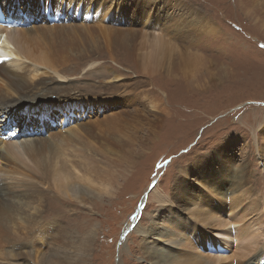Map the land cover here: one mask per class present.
Here are the masks:
<instances>
[{"label": "rangeland", "instance_id": "374dc122", "mask_svg": "<svg viewBox=\"0 0 264 264\" xmlns=\"http://www.w3.org/2000/svg\"><path fill=\"white\" fill-rule=\"evenodd\" d=\"M117 1L124 9L117 11L112 0H84L93 18L83 24L91 33L85 41L67 43L62 59L71 64L64 73L58 72L59 76L48 69L56 84L70 83L69 90L76 94L87 92L84 104L79 100L52 102L56 106L51 111L40 112L41 117L34 114L35 123L47 117L51 125L53 118L54 128L46 138L69 128L83 130L84 147L89 146L85 161L98 163L108 191L99 190V179H94L95 185L76 180V188L86 189L88 195L82 199L72 189L57 191L33 228L38 232L44 223L52 222L68 229L69 240L63 233L54 242V248L69 254L60 264H159L149 249L152 240L161 251L170 249L186 256L197 252L205 259L220 256L215 264H244L256 252L245 258L242 248L247 242L238 238L240 231L251 230L252 239L264 243V0ZM15 2L6 0L8 13L16 19L7 21L6 29L18 38L13 46L23 57H0V63L8 66L12 60L31 63V58L40 55L45 39L36 33L30 37L26 30L82 26L72 0L71 9L50 8L41 1L38 8L20 11ZM102 3L106 10L96 16ZM73 18L75 25L66 22ZM118 35L120 39H115ZM162 39L166 45L161 47ZM131 52L136 65H132ZM77 61L82 64L75 69ZM41 69L39 73L46 68ZM44 78L49 79V74ZM25 105L22 111L28 114L27 120L34 119ZM2 114L0 118L5 119L6 113ZM25 117L22 114L15 120L9 115L7 125L0 121L4 135L11 139L40 135L34 129L24 130ZM12 131L16 132L13 136ZM122 140L129 141L125 156ZM95 155L96 160L92 159ZM70 157L69 162L76 164ZM61 161L65 163L64 158ZM111 161L116 167L107 165ZM73 165L69 167L75 175L85 173ZM198 173L210 175V184L199 181ZM242 175L248 180L241 187L232 177L238 180ZM0 183L10 194L21 190L18 180L5 171H0ZM185 187L188 194L180 197ZM218 189L228 192L227 196L220 197ZM3 203L12 200L6 198ZM160 225L170 231L163 241H157L152 231ZM6 227L17 236L0 249V264H36L30 260L33 247L19 241L20 235L29 238L34 233H21L24 225ZM73 231L79 239L72 237ZM201 237L218 244L214 248L201 245L204 248L191 243ZM222 242L226 246L219 247Z\"/></svg>", "mask_w": 264, "mask_h": 264}, {"label": "bare ground", "instance_id": "6f19581e", "mask_svg": "<svg viewBox=\"0 0 264 264\" xmlns=\"http://www.w3.org/2000/svg\"><path fill=\"white\" fill-rule=\"evenodd\" d=\"M4 1L0 0V6H3L6 9L7 20L4 24L1 23L0 26L5 31L6 37L4 41V46L0 47V57H2L3 55H8V54H17L18 57H23L21 56L22 55L21 50L18 49L16 46H13V44L16 43L18 38L16 39L15 34L9 35L8 30L6 29L7 21L9 22L12 20L16 21V19L10 16V14L8 13L10 12V9L6 3V0ZM32 1L33 0H16L15 5L19 11L20 10H30L32 7L33 8L40 7V5L42 4L41 1H45L47 2V5L50 8L55 7L57 9H61L63 7H70L71 9V6L73 5L72 2H73L76 5V8H78L77 15L75 17L79 19V21L82 20L81 22L82 26L63 27L64 25L63 24L59 27H51V29H48V28L36 29V30L35 29L26 30L25 29L26 32L30 35V37L33 36L34 38L35 35H32V34L36 33L37 35H40L45 39L46 43L44 46L41 47L40 55L34 56L33 58H31L29 55V57L31 58L30 59L31 63H25L22 60H12V64H13L12 66H8L5 63H0V112L1 114L6 113L7 115V116L5 115L6 117L5 119L0 118V121L5 122L4 124L7 125V121H8L7 117L9 115L13 116V118L16 120V118H18L20 115L26 114V117L22 119V124H23L22 127L26 126L24 130L26 129V131H29V130L34 129L33 132L40 133V135L38 136L35 135L32 138L11 139L10 137L4 135L3 133L4 130L0 128V171H5L6 173L10 174L12 178L17 179L18 184L21 187V190L18 191V193L10 194V191L6 190V188L4 187V184L0 183V249L4 248L6 246V243H9L17 236L16 231L13 232V230L10 228L8 230L6 226L8 227L12 226V227L17 228V227L24 225V228L21 230V233H25V231L26 233L28 231H30V233H34L29 238H25L22 235H20L19 237V241H21L22 243L26 245L33 247L29 251L30 255L33 257L32 258L30 256L31 257L30 260H32L36 264H60L62 262V258L68 257L69 254L67 253L62 254L61 253L62 248H59L58 250L54 248V245H55L54 242L55 240L57 241L58 238H60L61 234L63 233H65V238L69 240L70 232L67 231L68 229L64 225L61 227V226H57L55 223L53 224L52 222H48L47 224L44 223V227L42 228L40 227L41 229H39L38 232L34 230L35 228L34 226H36V224L39 222L38 221L39 217L45 212L44 210L47 209L46 203L54 199L57 196V191L60 192L64 189L65 191H69V189L75 190L76 193L80 194V198L82 199L84 198L85 195L87 196L88 192L86 191V189L76 188V183L74 182L76 180H79V181L86 180L88 183L92 182L95 185L94 179H99V181H102L99 185V190L100 191L102 190L108 191V190L106 188L107 185L104 184L106 180L103 181L104 177L101 176V174H104V171L102 170L100 171V169L97 167L98 163H92L93 160L85 161L86 152L89 151L88 150L89 146L85 145L84 147V144L86 143L81 137L83 130L81 131L80 127L74 128L72 130H70L71 128H69V130L59 131L56 133H49L50 136L46 138L45 137L46 133L50 132L54 128V127L51 128V126H53L54 124L53 118L51 121L52 123H50L51 125L47 124V121H46L47 117L46 118L44 117L43 121L39 120L40 123H35L34 114L39 113V116L41 117L40 112L44 110L46 111V109H49V111H51V107L56 106V105H53L52 102L61 104L64 102V100L66 101L79 100L80 102H83L84 104L85 102L84 96L88 97L89 95V94L88 95L86 94L87 92L84 94V92L81 91V93L76 94L75 90L73 89L69 90L70 83L67 85L66 84H56L58 80L50 74L48 69H50L51 71L57 74L58 72L64 73L66 69H68L67 66L71 64L69 63L71 61L63 60L62 52L64 51V48L67 50L66 45L69 46L70 43L74 45L75 41H78V40L85 41L87 39L86 34H88L89 32L91 33L92 30L88 29V26L84 25L83 23L89 17L93 18V15H92L91 8L88 7L86 4H84L85 3L84 0H72L71 3H69V0H35V3L34 2L32 3ZM112 1L113 3L111 4V6L117 7V11L124 9L123 5L118 6L117 0H112ZM91 2H94V0H91ZM105 8L106 7L104 3H102V5L98 4L96 16L99 15V11L106 10ZM13 9L16 10L15 8ZM74 12L76 13V9ZM112 14L110 15L114 17V15ZM156 14L157 12L154 13V15ZM17 16H18V13L15 14V16L13 17H17ZM159 17H162V15H160ZM75 20L76 19L73 18L72 20H68L66 22L71 21L72 24L75 25ZM63 37H66V40L63 43H59L57 40ZM125 38H129V36H126ZM158 38H160V36L156 34V39L154 40L158 41L159 40ZM115 39H120L119 35ZM163 40L164 39H162L160 42V44L162 43L161 47L166 45L165 44L166 42ZM70 47H73V46L70 45ZM133 53L134 52H131L129 53V55L133 58V60L131 59L133 61L132 65H136V61H134L136 59L134 58ZM83 56L88 57L87 54H83ZM75 58H77V56ZM129 61L127 62L130 64ZM78 62L79 61H77L76 63ZM81 64L82 63L80 61L78 64L74 66V68L78 69V67ZM41 67L42 68L45 67L46 69H44L42 73L40 72L41 73L40 74L39 71L42 70ZM47 74H49V77H50L49 79L44 78V75H47ZM40 75H43V76H41L40 78H37ZM117 78L118 77H114V79H117ZM56 91L61 94H56L55 93ZM53 96H57L56 99H53ZM26 102L28 103L30 102V104L25 105ZM24 105L28 112H32V117H34V119L27 120L28 114L23 113L22 111L23 109L22 107ZM28 121L30 125H32V123L33 125L28 126L27 125ZM0 125H3V123H1ZM76 130H80V131L77 132ZM15 133L14 131H12V134L11 133L10 134L13 136V134ZM127 146H129V141L122 140L121 149H124ZM21 148L23 149L22 151H21ZM123 152H124L123 155L125 156V154L127 155L128 150L124 149ZM24 153L25 155H27L29 160L28 159L26 160ZM70 156H73L75 158L73 160L77 161L76 164L73 165L72 163L69 162V158L71 161ZM62 158H64L65 163L61 161ZM92 159L94 160L98 159L97 155L92 156ZM59 161H61V163H59ZM3 162L5 164H3ZM70 164L73 165L74 168L80 166L81 169L85 171V173L81 174L82 176L80 177H79V172H78V175H75V173L72 171L73 167H69ZM107 165H109V167L111 168L116 167L115 161L114 162L111 161ZM115 170L116 169H113L112 171H115ZM93 175H94V178L92 177ZM198 176L200 178V179L198 178L199 181H202L205 185L210 184V181L208 178L210 175L198 173ZM240 177L241 179L239 178L237 180L236 177L233 176L232 180L236 183H239V185L241 186L244 182L248 180V177H245L244 175ZM239 185L238 187H240ZM40 186H44V187H40ZM96 186H97V183H96ZM225 187H229V186L226 184ZM212 188L213 187H211V190ZM187 189H188L187 187L183 189V192L181 193L180 197L185 196V193L188 194ZM111 193L112 192H109V194ZM218 194L220 197L225 198L228 192L227 194H225L224 191H222L221 189H218ZM204 195L200 197L203 199L202 201H204ZM6 198H10L12 200V203L1 204L2 202L6 201ZM174 220H176V218ZM184 224L187 228L191 229L190 228L191 226H189L187 222H185ZM181 225H183V223H181ZM152 231H154V234L157 235L158 237V239H156L157 241L158 240L163 241L162 238L164 236L168 234L170 235V231L163 229L162 225H160V228H153ZM250 231L251 230H248L247 234L246 232L241 234V231H240V235L238 236V238H241L245 243L247 242V247L244 248L243 246L242 248V251L245 252L244 254L245 258L247 259L250 258L249 255L251 254V251L256 252L255 253L256 255L255 256L251 255L253 257H251L244 264H264V255H263L264 254V243L260 244L256 239L253 240L251 237ZM178 233H183V232L179 230ZM152 236L154 235L152 234ZM72 237H76L79 239V236L78 234H76V231H75V234L73 231ZM217 237H220V236H217ZM223 237L224 239H227L228 241L229 237L227 235H223ZM211 240L212 238L205 239V237L203 238L201 237L198 241H191V243L196 242L198 247H204V246L208 247L209 246V248L211 247L214 248L213 246H215L218 243H214ZM151 243L153 244L152 245L153 247H149V249L154 254V256L157 257L159 264H183V262H187V264H193V263L194 264H215L214 262H218L219 257H220L218 255L219 257H214L213 259H205L204 257L197 255L196 254L197 252H195V255L189 254L188 256H186L185 254H181L180 251H172L170 249L161 251L160 249L158 250V248L156 249V244H157L156 241L152 240ZM46 244L48 245L44 249L40 248V247H44V245ZM220 244L221 245H218L219 247H224L226 246L227 243L222 242ZM201 245H204V246H201ZM184 255L186 257H184ZM55 259H58V260L55 262ZM82 261H84V258H82Z\"/></svg>", "mask_w": 264, "mask_h": 264}]
</instances>
